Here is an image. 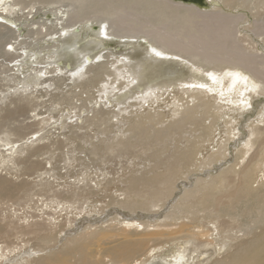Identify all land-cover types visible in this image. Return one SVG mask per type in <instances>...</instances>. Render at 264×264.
<instances>
[{
    "label": "bare ground",
    "instance_id": "obj_1",
    "mask_svg": "<svg viewBox=\"0 0 264 264\" xmlns=\"http://www.w3.org/2000/svg\"><path fill=\"white\" fill-rule=\"evenodd\" d=\"M69 1L0 0V169L28 176L0 198L41 212L0 220V260L264 264V0ZM111 236L128 243L87 251Z\"/></svg>",
    "mask_w": 264,
    "mask_h": 264
},
{
    "label": "rangeland",
    "instance_id": "obj_2",
    "mask_svg": "<svg viewBox=\"0 0 264 264\" xmlns=\"http://www.w3.org/2000/svg\"><path fill=\"white\" fill-rule=\"evenodd\" d=\"M33 1H35V0H25V3L26 4H28V3H31V2H33ZM68 2H70L69 0H65V3H68ZM264 5L263 6H260L259 7V9L260 10H255L254 12H259V13H261L263 16H260L261 18H260V20H261V22H264ZM260 14V15H261ZM131 17H134L133 16V14L131 15ZM249 17H251V15L249 14ZM127 18H128V16H127ZM200 27V26H199ZM201 27H203L202 25H201ZM239 35V34H238ZM36 36V35H35ZM255 38L257 39V40H259V42L260 43H262V45L261 44H258L257 46L258 47H255L253 50H257V51H259V53L260 52H262V51H264V45H263V42H262V37H256L255 36ZM113 42V41H112ZM245 44H248V43H246L245 42ZM10 45V44H9ZM9 45H7V46H9ZM258 48V49H257ZM10 55H7L6 57H9ZM22 57V56H21ZM3 57H0V66L2 65L1 63H2V61H3ZM3 67L1 66L0 67V74L2 73V71H3ZM4 74V73H3ZM66 81V82H65ZM68 80H60V81H56L57 83L55 84V85H60L61 84V87H62V89H64V90H66L65 88H66V84L67 83H71V80L70 81H68ZM0 86H1V83H0ZM79 88H77V90H78ZM91 89H93V88H91ZM93 90H95V89H93ZM92 90V91H93ZM58 92H61V89H60V91H58ZM56 93V92H55ZM84 95V94H83ZM84 96H87V94L86 95H84ZM264 94H261L260 96H259V98H258V100H262L263 102L262 103H264ZM76 100V99H75ZM190 102H191V99H190ZM190 102H189V104H190ZM42 110L44 109V108H41ZM254 111V112H253ZM252 112L254 113V115H253V117L252 118H254L255 116H256V113H257V111L258 110H253ZM158 112L159 113H161V110L159 109L158 110ZM31 114V113H30ZM91 115H92V113H91ZM90 115V116H91ZM100 116V115H99ZM14 118V119H13ZM210 118V117H209ZM208 118V119H209ZM12 119V120H11ZM10 120H8V121H10L12 124L14 123L15 125H17L18 126V128H20L21 129V133L22 134H26V132H29L30 130H33L35 127L33 126V127H31L30 128V126L34 123V121H33V119H31V118H25V116L24 115H16V116H13L12 118H11ZM208 119H207V121H208ZM17 121H19V122H17ZM32 121V122H31ZM22 123V124H21ZM87 124L88 123H86L85 121H83V123H81V125H86L87 126ZM261 125H264L263 123H261ZM94 126V125H93ZM106 125L105 124H100V127L101 128H103V127H105ZM22 127V128H21ZM7 127H5V129H6ZM30 128V129H29ZM82 131L84 132V129H82ZM80 133V132H79ZM114 133L115 132H111L109 135H114ZM243 135H241V137H242ZM59 138H60V135L58 136ZM58 137L56 138V140L58 139ZM176 138H178L177 136H176ZM61 139H63V136L61 135ZM164 140L166 141V142H169V140H170V138H164ZM244 141V140H243ZM44 142V141H43ZM43 142H40V143H38V144H35L33 147H37L38 145L39 146H42V144L41 143H43ZM232 142H234V141H232ZM231 142V143H232ZM41 144V145H40ZM49 144L47 143V141H46V144L45 143H43V146H48ZM38 146V147H39ZM127 152V153H126ZM126 152H124V154H123V157H122V159H121V161H120V163H122L123 162V164H125V163H127V161H129V162H131L130 161V158H131V160H135V161H140V159H139V157H134L133 156V152H129V151H126ZM27 154H24V155H21L22 157L24 156H26ZM111 156H112V154H111ZM121 156V155H120ZM120 156H117V158H116V160L113 162L114 164L113 165H115V162H118V164L113 168V170H117V168H119L118 166H120L121 164H119V160H120ZM35 157V156H34ZM35 158H37V157H35ZM34 158V159H35ZM234 158V157H233ZM124 159V160H123ZM125 162V163H124ZM128 162V163H129ZM138 163V162H137ZM116 168V169H115ZM88 170V169H87ZM44 171V170H43ZM0 175H2V176H4V175H6L7 177H9V178H13V180H16L17 182H19V181H21L23 178H27L28 176L27 175H25V176H15L14 174H10V173H8V172H6V169L5 170H3V168H1L0 169ZM85 175H86V172H85ZM31 178V177H30ZM194 178H195V176H194ZM193 178V176L191 175L190 177H189V179H191V180H193L194 179ZM196 181V180H195ZM195 181L194 182H192V183H194L195 184ZM194 184H192V186L194 185ZM256 185V184H255ZM56 186H58L57 184H56ZM110 186H112V184L110 185ZM59 192V191H58ZM63 192H65V191H63ZM97 196H98V194H97ZM13 198H8V197H2V198H0V220L1 219H3L6 215H8V213L11 211H13L14 212V208H16V209H18V213H19V215L21 214V215H27L28 217H30V218H32V219H30V221L32 222L33 220H35V218H37V219H39V217L37 216V217H34V216H32V214L33 213H41V212H38L39 210H35L34 208H31V207H26V206H31V205H34V204H32V203H34V200L32 201L31 200V202L30 201H17L16 199H13ZM94 199V198H93ZM11 200V201H10ZM16 200V201H15ZM92 200V199H91ZM106 202H108L109 201V198H106ZM7 201V202H6ZM29 204H27V203ZM17 205H16V204ZM19 203H20V205H19ZM25 203V204H24ZM100 203V202H99ZM98 202H97V204H99ZM3 204H4V206H3ZM14 204V205H13ZM12 205V206H11ZM11 206V207H10ZM111 206V205H110ZM166 206V205H165ZM12 207H14V208H12ZM20 207H23V208H21L20 209ZM29 208V209H28ZM9 209H11V210H9ZM26 209V210H25ZM30 209H31V211H30ZM169 209V208H168ZM123 210H125V209H123ZM122 210V211H123ZM21 212H23V213H21ZM26 212V213H25ZM29 212V213H28ZM126 214H129V212L127 213L126 212V210L124 211ZM139 213V214H138ZM5 214V215H4ZM31 214V215H30ZM134 215H142L140 212H135V213H133ZM132 213H131V215H133ZM146 215H149V214H147V213H145ZM203 215H206V213H202ZM87 217H88V215H86ZM207 216V215H206ZM33 217H34V219H33ZM17 218V217H16ZM60 218H62V217H60ZM204 218V217H203ZM202 218V220H203V222H207L210 218L209 217H205L204 219ZM207 218V219H206ZM6 219V218H5ZM84 219V221L86 220L85 218H83ZM201 220V221H202ZM82 221V220H81ZM185 221H187V222H192V219L191 218H187V219H185ZM28 223V222H27ZM210 225H212V223L210 224ZM177 225H175V226H173V227H176ZM65 228H68V226H66ZM70 228H73V226L72 227H70ZM119 228V227H118ZM197 230V229H196ZM109 231H114V232H117L116 231V229L114 228V227H110V226H103L102 228H101V230H99V231H97V232H99V233H107V232H109ZM72 233L73 234V232L72 231H68V233ZM138 235V234H137ZM137 235H135V233H134V236L133 237H137ZM60 239V238H59ZM27 240H29V242H28V246H31V245H34V244H38V242H37V240L36 239H34V238H32V236H30V235H19L17 238H10L8 241H10L9 242V244H13L14 246H17V245H19V246H22V245H24V243H25V241H27ZM33 240V241H32ZM11 241H13V242H11ZM57 239L55 238V237H52L51 239H50V241H49V245H54L55 243L57 244ZM87 241H90V242H92V243H90L88 246H89V248L87 249V251H90V252H99V254H103V253H105V252H107V251H109V250H112V249H114V248H123V246H124V244L126 243H128V239H125L124 237H122V236H111V237H105V238H103L101 241H99V242H97V239H86L84 242L86 243ZM60 242L62 243V244H60ZM66 242V238L64 239V241L62 240L61 241V239H60V241L58 242V244L59 245H61V246H59L58 244V246H56V247H54V248H52V250H50V251H52L53 253H56V252H65L67 249H68V247L66 246V245H64V243ZM7 243L6 241H4L3 239H1L0 238V248H1V245H5V244ZM29 244H31V245H29ZM87 244V243H86ZM27 246V247H28ZM23 247V246H22ZM52 247V246H51ZM23 248H25V247H23ZM30 248V247H29ZM125 248V247H124ZM1 250V249H0ZM18 250V251H17ZM21 251V252H20ZM6 252H7V250H6ZM20 252V253H19ZM14 253V254H13ZM13 253H11V256H8L7 258H4L3 259V262L0 260V264H31L32 262L31 261H25V260H23L22 258H19V256L18 255H22V253H24V249H22V250H19V248L18 249H16V251L15 252H13ZM17 255V256H16ZM47 254L46 253H43V252H41V253H39L37 256H35L34 258H39V257H42V256H46ZM75 257H76V255H74ZM15 257V258H14ZM33 258V259H34ZM32 259V258H31ZM107 259V258H106ZM20 260V261H19ZM107 264H111V262H107Z\"/></svg>",
    "mask_w": 264,
    "mask_h": 264
},
{
    "label": "water",
    "instance_id": "obj_3",
    "mask_svg": "<svg viewBox=\"0 0 264 264\" xmlns=\"http://www.w3.org/2000/svg\"><path fill=\"white\" fill-rule=\"evenodd\" d=\"M185 2H189V3H195V4H199V5H205L206 4V0H182Z\"/></svg>",
    "mask_w": 264,
    "mask_h": 264
}]
</instances>
